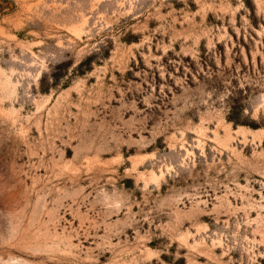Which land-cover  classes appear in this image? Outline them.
Segmentation results:
<instances>
[{
	"label": "rangeland",
	"instance_id": "1",
	"mask_svg": "<svg viewBox=\"0 0 264 264\" xmlns=\"http://www.w3.org/2000/svg\"><path fill=\"white\" fill-rule=\"evenodd\" d=\"M0 264H264V0H0Z\"/></svg>",
	"mask_w": 264,
	"mask_h": 264
}]
</instances>
